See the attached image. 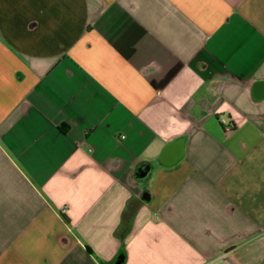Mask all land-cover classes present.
Listing matches in <instances>:
<instances>
[{"label":"crops","instance_id":"0c3cea01","mask_svg":"<svg viewBox=\"0 0 264 264\" xmlns=\"http://www.w3.org/2000/svg\"><path fill=\"white\" fill-rule=\"evenodd\" d=\"M118 262L264 264V0H0V264Z\"/></svg>","mask_w":264,"mask_h":264},{"label":"trees","instance_id":"16d2710c","mask_svg":"<svg viewBox=\"0 0 264 264\" xmlns=\"http://www.w3.org/2000/svg\"><path fill=\"white\" fill-rule=\"evenodd\" d=\"M64 218H65V220H67V221H68V218H67L66 216H64Z\"/></svg>","mask_w":264,"mask_h":264},{"label":"water","instance_id":"95a60500","mask_svg":"<svg viewBox=\"0 0 264 264\" xmlns=\"http://www.w3.org/2000/svg\"><path fill=\"white\" fill-rule=\"evenodd\" d=\"M117 264H121V262H118Z\"/></svg>","mask_w":264,"mask_h":264}]
</instances>
